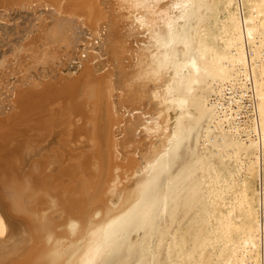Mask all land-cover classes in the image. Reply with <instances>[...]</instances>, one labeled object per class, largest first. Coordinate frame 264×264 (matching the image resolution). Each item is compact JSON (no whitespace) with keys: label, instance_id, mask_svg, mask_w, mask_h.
<instances>
[{"label":"bare ground","instance_id":"obj_1","mask_svg":"<svg viewBox=\"0 0 264 264\" xmlns=\"http://www.w3.org/2000/svg\"><path fill=\"white\" fill-rule=\"evenodd\" d=\"M0 19V264H264V0Z\"/></svg>","mask_w":264,"mask_h":264},{"label":"rangeland","instance_id":"obj_2","mask_svg":"<svg viewBox=\"0 0 264 264\" xmlns=\"http://www.w3.org/2000/svg\"><path fill=\"white\" fill-rule=\"evenodd\" d=\"M53 6H54V5H53ZM53 6L51 5V6H48V7L46 6V7H47L48 9H49V8L54 9L55 7L53 8ZM41 7H42V8H40V9H41V12H37L38 14H39V13H41V14H44V13H45V14H46V13L48 14V13H50V12H46V11H44V7H43V6H41ZM47 8H45V9L47 10ZM42 12H43V13H42ZM38 14H37V15H38ZM37 15H36V16H37ZM46 19H47L48 21H50L49 19H52V18H51V17H50V18L47 17ZM35 21H36V20H35ZM37 21H38V20H37ZM37 21H36V22H37ZM0 22H1V23H2V22H3V23H6V21H5L4 19H0ZM9 23H10V22H9ZM10 24H12V23H10ZM105 67L107 68V65H106ZM105 67L103 68L104 71H105V69H106ZM109 67H110V66H109ZM107 69H108V68H107ZM107 69H106V70H107ZM101 71L103 72V70H101ZM3 77H4V76H3ZM11 77H12V76H11ZM1 83H3L4 86L7 87L8 84H10V80H8V78H5ZM9 86H10V85H9ZM8 93L10 94V92H8ZM13 95H14V94H13ZM13 95L10 96V95H7V94H6V95L2 96L1 101H0V108H1L2 106H5V107H4V110H3V112H2L3 115H4L5 112H8V111L11 109V108H10V107H11V104L14 103V102L12 103V100H11V98H14V96H15V95H14V96H13ZM12 96H13V97H12ZM12 108H13V107H12ZM13 109H14V108H13ZM7 110H8V111H7ZM2 114H0V115H2Z\"/></svg>","mask_w":264,"mask_h":264}]
</instances>
